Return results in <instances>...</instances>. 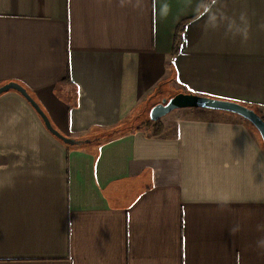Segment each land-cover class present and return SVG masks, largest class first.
<instances>
[{
	"label": "crops",
	"instance_id": "1",
	"mask_svg": "<svg viewBox=\"0 0 264 264\" xmlns=\"http://www.w3.org/2000/svg\"><path fill=\"white\" fill-rule=\"evenodd\" d=\"M9 82L83 142L0 94V264H264V143L248 120L182 108L159 136L102 137L157 90L264 112V0H0Z\"/></svg>",
	"mask_w": 264,
	"mask_h": 264
},
{
	"label": "water",
	"instance_id": "2",
	"mask_svg": "<svg viewBox=\"0 0 264 264\" xmlns=\"http://www.w3.org/2000/svg\"><path fill=\"white\" fill-rule=\"evenodd\" d=\"M11 89L17 90L20 92L34 108L38 111L42 117L48 130L54 134L56 137L64 141L69 145H78L81 144L82 140H76L69 138L60 133L49 120L46 113L42 110L40 105L35 101V99L29 94L25 87L16 82H9L0 86V94ZM182 108H205L211 110H220L235 113L242 116L257 129L259 134L262 137L264 143V119L263 117L254 109L242 103L218 99L214 97L198 95L191 92H179L173 95L171 98H164L161 102L156 103L149 112L150 119L153 121L159 120L168 113ZM88 142V140L86 141Z\"/></svg>",
	"mask_w": 264,
	"mask_h": 264
},
{
	"label": "trees",
	"instance_id": "3",
	"mask_svg": "<svg viewBox=\"0 0 264 264\" xmlns=\"http://www.w3.org/2000/svg\"><path fill=\"white\" fill-rule=\"evenodd\" d=\"M184 28H185V23H181L178 26L177 30H176L173 55L178 54L179 51H180V46H181V42H182V33L184 31ZM69 78L70 77H69V74H68L67 75V80H69ZM155 93L158 95L159 90H157ZM155 93H154V95L156 96ZM138 110L139 109L136 108L132 112V114L121 125L117 126L114 129H111V131L103 134L102 137L103 138L104 137L111 138V137H114V136H116L118 134H121V132H123V131H128V130L133 129V128H141V127H145L147 129L152 127L153 128V132H151V134L156 135V136H159V135H161L164 132V124L162 123V121L160 119L156 120V121H153V120L150 119V116H148V118H143V120L139 121V123H138V121H136V120L140 119L142 117V115H143V112L140 113ZM258 113L264 119V112H258ZM250 124L252 125V127H254L252 123H250Z\"/></svg>",
	"mask_w": 264,
	"mask_h": 264
},
{
	"label": "rangeland",
	"instance_id": "4",
	"mask_svg": "<svg viewBox=\"0 0 264 264\" xmlns=\"http://www.w3.org/2000/svg\"><path fill=\"white\" fill-rule=\"evenodd\" d=\"M173 95H175V92H167V93H165V94H162V95H156L155 97H153L150 101H148V103H147L145 106L141 107V108L138 110L140 113L143 112V115H142V117H141L140 119H138V120H136V121H138V123H139V121H142L143 118H148V116H149V112H150V109H151L156 103L161 102L164 98L169 99V98H171ZM182 110H183V109L172 111V112L168 113L167 115H165L164 117H162L160 120H161V121H169V120L173 119L172 117H174L175 115L182 113ZM172 122H173V121H172ZM172 122H170V123H172ZM162 123H163V122H162ZM163 124H164V123H163ZM149 130H150V132H153V128H152V127L149 128Z\"/></svg>",
	"mask_w": 264,
	"mask_h": 264
}]
</instances>
